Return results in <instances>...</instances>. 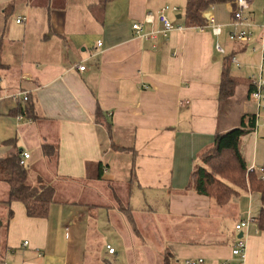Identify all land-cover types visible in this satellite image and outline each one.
I'll use <instances>...</instances> for the list:
<instances>
[{"label":"crops","instance_id":"0c3cea01","mask_svg":"<svg viewBox=\"0 0 264 264\" xmlns=\"http://www.w3.org/2000/svg\"><path fill=\"white\" fill-rule=\"evenodd\" d=\"M185 3L0 0V159L29 153V183L42 179L55 190L47 215L30 217L22 202H8L0 180V264H164L166 257V264H239L230 251L239 233L243 264H264V231L253 220L260 194L243 190L217 205L191 184L215 134L239 126L247 129L238 141L246 165L264 168V110L256 118L249 97L264 63V0L250 1L253 28L244 42L228 38L231 3L207 11L222 27L217 36L186 24ZM163 8L172 30L151 40L135 35L136 21L146 32L160 30ZM148 13L152 22H144ZM231 53L240 63H230L237 82L220 100ZM45 145L54 152L45 154ZM239 220L248 224L236 231Z\"/></svg>","mask_w":264,"mask_h":264},{"label":"trees","instance_id":"16d2710c","mask_svg":"<svg viewBox=\"0 0 264 264\" xmlns=\"http://www.w3.org/2000/svg\"><path fill=\"white\" fill-rule=\"evenodd\" d=\"M233 0H186L185 20L188 26H201L206 23V14L209 8L215 4L231 3ZM11 7L12 4H9ZM3 35L0 34V54L2 51ZM224 57L222 74L219 84V99L226 100L234 92L236 79L230 75L231 56ZM6 65L0 60V70ZM27 101V100H26ZM30 113L29 100L26 102ZM100 110L96 109V117ZM255 116L250 118V126L254 124ZM246 128L239 126L225 133H217L211 145L199 156L204 165L198 166L192 172V188L199 194L214 199L217 205H224L233 196L243 190H250L260 194L261 208L253 218L259 230L264 231V179L252 170H248L243 156L238 147L240 136L246 132ZM12 140V139H10ZM8 140V141H10ZM52 145H45V154L54 151ZM0 180L8 186V202L17 200L23 203L26 214L30 217H45L49 206L54 202V187L38 179L35 184L28 181V172L25 165L20 164V155L17 152L0 159ZM125 216L133 227L130 211L124 209ZM166 257V256H165ZM166 259L164 264H166ZM238 260V259H237ZM239 262V261H238Z\"/></svg>","mask_w":264,"mask_h":264},{"label":"built area","instance_id":"2783aa9c","mask_svg":"<svg viewBox=\"0 0 264 264\" xmlns=\"http://www.w3.org/2000/svg\"><path fill=\"white\" fill-rule=\"evenodd\" d=\"M251 0H233L231 2L232 8H231V19L229 22L230 31L228 34L229 40L237 41V42H244L250 39L251 36V29L253 28L252 23L246 18L245 12L249 8ZM158 21L162 23V28L160 30H154L151 29L149 31L143 30V22L142 21H136L132 23L131 27L135 32V35L142 37L145 40H151L153 39L158 32H167L173 29L172 23L168 20L165 8L161 9L157 15H156ZM154 16L150 13H148L145 18L144 22H152L154 20ZM206 23L204 25L198 26L200 30L204 29L205 27H210L212 33L214 35H220L222 32V27L220 24H218L215 20V17L207 13L206 15ZM20 19H16V22H19ZM260 32H261V38H260V51L264 52V24L260 25ZM100 44V42H98ZM215 49L217 52L225 54V49L223 46H221L219 43L215 44ZM231 62L234 63L237 67H240V63L235 57V55L231 56ZM85 69V65H79L78 70L83 71ZM250 85L251 89L249 91V97L255 102L256 104V118L261 117L260 114L261 111L264 110V63H261L258 65L257 72L253 74L250 78ZM18 95L21 96L23 101H26L28 99L27 92L26 91H20ZM31 121L29 118H26L23 114H19L17 116V120L19 121ZM262 122L264 123V116L261 117ZM30 157L29 153L23 152L20 155V164L25 165L26 159ZM248 170L256 171L262 179H264V168L259 167L255 169L254 167H248ZM248 224L247 220H239L235 224L236 231H241L244 229ZM26 244V242H24ZM106 249L109 253H114V248L111 247L109 244H106ZM231 255L236 257L239 261V264H243L246 258V243L242 237L237 238L234 243L232 244L231 248ZM203 259L202 258H189L185 260V264H202Z\"/></svg>","mask_w":264,"mask_h":264},{"label":"water","instance_id":"95a60500","mask_svg":"<svg viewBox=\"0 0 264 264\" xmlns=\"http://www.w3.org/2000/svg\"><path fill=\"white\" fill-rule=\"evenodd\" d=\"M206 15H207V14H206ZM206 15H205V16H206ZM240 237H242V233H239L238 238H240Z\"/></svg>","mask_w":264,"mask_h":264}]
</instances>
